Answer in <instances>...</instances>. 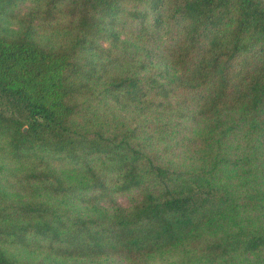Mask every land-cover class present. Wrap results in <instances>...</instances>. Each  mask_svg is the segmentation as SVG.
<instances>
[{
  "label": "trees",
  "instance_id": "trees-1",
  "mask_svg": "<svg viewBox=\"0 0 264 264\" xmlns=\"http://www.w3.org/2000/svg\"><path fill=\"white\" fill-rule=\"evenodd\" d=\"M23 1L0 264H264V0Z\"/></svg>",
  "mask_w": 264,
  "mask_h": 264
},
{
  "label": "rangeland",
  "instance_id": "rangeland-1",
  "mask_svg": "<svg viewBox=\"0 0 264 264\" xmlns=\"http://www.w3.org/2000/svg\"><path fill=\"white\" fill-rule=\"evenodd\" d=\"M31 1L30 0H25L22 3L19 4V6L15 9V12L17 13H25L28 10V7H30ZM128 6L132 7V3H128ZM13 28L16 27V24L11 25ZM118 202L120 203L121 206L124 207H129L132 203L133 197L127 194H119L117 195ZM252 259H258L262 258L264 259V252L258 253V254H252L251 255ZM119 264V262H117Z\"/></svg>",
  "mask_w": 264,
  "mask_h": 264
}]
</instances>
